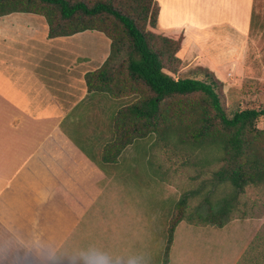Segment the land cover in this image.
Here are the masks:
<instances>
[{
	"label": "crops",
	"instance_id": "crops-1",
	"mask_svg": "<svg viewBox=\"0 0 264 264\" xmlns=\"http://www.w3.org/2000/svg\"><path fill=\"white\" fill-rule=\"evenodd\" d=\"M155 1L156 29L184 33L181 72L206 67L225 89L244 73L256 0ZM98 33L51 38L43 16H0V264H55L70 243L69 195L92 180L112 138L115 111L100 107L113 98L88 91L84 78L109 54Z\"/></svg>",
	"mask_w": 264,
	"mask_h": 264
},
{
	"label": "trees",
	"instance_id": "trees-1",
	"mask_svg": "<svg viewBox=\"0 0 264 264\" xmlns=\"http://www.w3.org/2000/svg\"><path fill=\"white\" fill-rule=\"evenodd\" d=\"M132 2L142 13L139 24L127 0H0V16L13 12L43 16L51 38L96 30L110 40L102 65L84 77L88 91L129 100L115 112L112 138L101 150L103 163L117 162L128 145L151 134L219 151L202 203L187 211L189 198L199 195L204 183L185 191L175 204L162 259L167 264L181 220L221 227L238 209L247 188L264 185V129L256 126L264 118V107L238 109L228 116L221 102L223 83L211 70L196 66L187 75H178L176 53L184 33L156 29L155 0ZM236 264H264V231L256 234Z\"/></svg>",
	"mask_w": 264,
	"mask_h": 264
},
{
	"label": "rangeland",
	"instance_id": "rangeland-1",
	"mask_svg": "<svg viewBox=\"0 0 264 264\" xmlns=\"http://www.w3.org/2000/svg\"><path fill=\"white\" fill-rule=\"evenodd\" d=\"M255 2L257 12L244 46L246 69L243 74H233L228 88L222 86L221 102L228 116L238 109L264 107V0ZM127 6L131 13L138 14L135 20L141 23L140 8L132 0H127ZM98 35L103 53L108 40L102 33ZM178 69V75L184 76L192 68L181 72L179 65ZM123 104V100L108 99L100 112H116ZM256 126L264 129V118H259ZM217 155L219 151L214 148H192L173 138L162 140L151 134L128 145L117 162H100L92 180L88 177L71 190L69 207L76 216L69 219L75 231L70 243L55 255V264H82L79 251L89 246L116 257L132 251L146 252L152 264H162L168 222L176 202L185 191L204 183L200 194L189 198L187 211L202 203L211 188L207 182L210 174L218 166ZM261 231L264 185L247 188L238 209L221 227L181 220L174 231L167 264H236Z\"/></svg>",
	"mask_w": 264,
	"mask_h": 264
},
{
	"label": "clouds",
	"instance_id": "clouds-1",
	"mask_svg": "<svg viewBox=\"0 0 264 264\" xmlns=\"http://www.w3.org/2000/svg\"><path fill=\"white\" fill-rule=\"evenodd\" d=\"M82 264H94L99 261L100 264H113L114 256L102 248L89 246L79 251ZM120 264H152L151 256L146 252L132 251L122 256L115 257Z\"/></svg>",
	"mask_w": 264,
	"mask_h": 264
}]
</instances>
